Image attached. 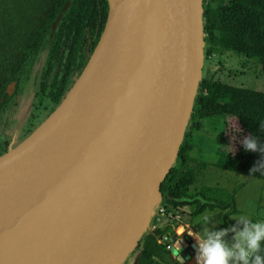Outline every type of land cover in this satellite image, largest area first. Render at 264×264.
Masks as SVG:
<instances>
[{"label":"water","instance_id":"water-1","mask_svg":"<svg viewBox=\"0 0 264 264\" xmlns=\"http://www.w3.org/2000/svg\"><path fill=\"white\" fill-rule=\"evenodd\" d=\"M106 1L66 94L0 154V264H123L162 200L202 76L203 0Z\"/></svg>","mask_w":264,"mask_h":264},{"label":"trees","instance_id":"trees-1","mask_svg":"<svg viewBox=\"0 0 264 264\" xmlns=\"http://www.w3.org/2000/svg\"><path fill=\"white\" fill-rule=\"evenodd\" d=\"M107 10L106 0H0V120L15 104L16 93L10 95L7 85H19L47 38L49 47L35 96L39 105L49 102L55 107L60 102L75 80L74 73L79 74L92 51ZM202 17L204 60L232 52L255 63L264 74V0H203ZM231 120L237 122L238 130L229 128V140L223 132ZM262 125L264 92L223 82L212 74L201 76L177 157L160 185L159 206L177 212L187 207L190 219L218 210L222 221L214 231L242 227L243 223L233 224L229 218L238 213L234 190L198 184L209 164L205 157L210 154L206 150L210 140L203 132L211 129L215 139L224 144L214 150V167L264 180L259 170L249 173L264 159ZM252 136L257 139L255 151L243 147V140ZM204 222L202 219L199 224ZM174 227L167 223L146 229L132 252L137 253L134 264H178L167 245L159 241L174 233ZM256 254L264 261V242Z\"/></svg>","mask_w":264,"mask_h":264},{"label":"rangeland","instance_id":"rangeland-1","mask_svg":"<svg viewBox=\"0 0 264 264\" xmlns=\"http://www.w3.org/2000/svg\"><path fill=\"white\" fill-rule=\"evenodd\" d=\"M48 47L49 38L45 40L35 61L21 77L19 85L17 86L14 84V87L9 89L10 95L16 93L15 104L3 114V117L0 120V153L15 146L24 139L54 108L49 102H45L44 105H39L38 98L35 96L37 80ZM209 74H212L215 79L235 86L249 87L264 92V74L261 72L260 67L255 65L252 61L247 62L244 57L237 56L232 52H225L221 56L212 55L203 60L202 76ZM37 107H39V109ZM31 117V124L28 127ZM230 127L233 128L234 131H237V122L231 120L228 129L226 128L223 132L224 137L229 140L231 137L228 131ZM220 132L221 130L218 131V134ZM203 135L210 140L209 148L206 149L210 154L205 157L209 164L198 184L203 183L210 186L218 185L228 191L234 190L235 207L237 208L238 213L230 215L229 218L231 223L242 224L243 222L241 220L235 218V216L240 215H246L253 221H264V180L224 171L214 167L212 165L215 159L214 150L218 147H222L224 145L223 141L221 139V141L218 142L211 129H205ZM227 148L230 147L228 146ZM160 209H163L164 214L160 213ZM189 213L190 210L187 207H182L177 212L176 209L171 207L158 206L155 209L147 230H152L153 228L163 226L167 223H173L175 226L174 236L171 231L169 233H171L172 236H170L169 239L164 237L159 239L161 243L170 246L174 240L182 239L181 236L184 233L182 232L183 229L179 231L177 229L180 226H184V224H190L194 227L196 229L193 230L195 231L194 233L202 234L205 231H214L215 227L222 221L221 212L218 210L206 211L203 215L193 219H190ZM204 215H209L208 220L199 224L202 220L201 217ZM179 216H182V220H179L178 218L176 219V217ZM184 227L188 230L186 226ZM241 228L242 227H236L233 229L230 226L224 228L225 235L221 239L231 247L235 243V231H238ZM190 237L193 241H196V247L193 248L190 257L185 260L184 264H198L195 257L198 247L197 240H195L194 234L190 235ZM186 245L187 244H185V246ZM136 255L137 253H131L123 264H134ZM230 264H232L231 261ZM237 264H239L238 261Z\"/></svg>","mask_w":264,"mask_h":264},{"label":"clouds","instance_id":"clouds-1","mask_svg":"<svg viewBox=\"0 0 264 264\" xmlns=\"http://www.w3.org/2000/svg\"><path fill=\"white\" fill-rule=\"evenodd\" d=\"M264 127V125H262ZM243 147L246 150L255 151L258 148L255 136L246 137L243 140ZM260 150L264 152V145ZM260 171L264 175V159L258 165L249 169V173ZM209 215L201 217L208 220ZM243 222L240 230L235 231V243L229 247L221 238L225 235V230L205 231L202 234H195L197 240V250L195 253L198 264H264L261 255L256 254L264 242V221H253L246 215L235 216ZM182 232H185L182 230ZM192 235L191 232H189Z\"/></svg>","mask_w":264,"mask_h":264},{"label":"flooded vegetation","instance_id":"flooded-vegetation-1","mask_svg":"<svg viewBox=\"0 0 264 264\" xmlns=\"http://www.w3.org/2000/svg\"><path fill=\"white\" fill-rule=\"evenodd\" d=\"M89 43H90V40H88V42H87V45H89ZM85 48V47H84ZM84 49H82V51H83ZM81 52V51H80ZM80 52H78V56H80ZM46 55H47V52H46ZM45 58H46V56H45ZM44 64V63H43ZM41 72V71H40ZM40 75V74H39ZM76 76L77 75H75V73H74V76L72 77V79L74 80L75 78H76ZM39 79V78H38ZM38 81V80H37ZM36 86H37V84H36ZM187 228H188V226H187V224L185 225ZM183 229H184V227H183ZM185 230V232L182 234V236H181V238L182 239H179V241H181L182 242V244L184 245V247L185 248H187L189 251H188V253L189 254H191V252H192V250H193V248H191V246H190V244H188V245H186L185 246V242H184V238H183V236L184 235H187L188 237H190V235H189V232H188V230H186V229H184ZM168 236V237H167ZM165 238H167V239H169V237L170 236H172L171 234L170 235H167ZM173 236H174V233H173ZM190 239H191V242H193L194 243V241H193V239L190 237ZM176 240H178V239H176ZM174 259H175V257H174ZM176 260V259H175ZM177 261V260H176ZM178 263V262H177ZM185 263V262H184ZM183 263V264H184ZM178 264H180V263H178Z\"/></svg>","mask_w":264,"mask_h":264},{"label":"crops","instance_id":"crops-1","mask_svg":"<svg viewBox=\"0 0 264 264\" xmlns=\"http://www.w3.org/2000/svg\"><path fill=\"white\" fill-rule=\"evenodd\" d=\"M179 219V220H182V216H179V217H176V219ZM181 222H183V221H181ZM186 224H184V226H185ZM184 226H182V227H184ZM188 226V232H191L192 234H197V233H194L195 231H193L195 228L194 227H192L190 224H188L187 225ZM184 229H185V227H184ZM196 230V229H195Z\"/></svg>","mask_w":264,"mask_h":264},{"label":"bare ground","instance_id":"bare-ground-1","mask_svg":"<svg viewBox=\"0 0 264 264\" xmlns=\"http://www.w3.org/2000/svg\"><path fill=\"white\" fill-rule=\"evenodd\" d=\"M183 229V227L182 228H180L179 230H182ZM178 230V231H179ZM184 230V229H183ZM196 240V239H195ZM194 247H196V241H194ZM197 261V260H196ZM188 264H191V263H188Z\"/></svg>","mask_w":264,"mask_h":264},{"label":"built area","instance_id":"built-area-1","mask_svg":"<svg viewBox=\"0 0 264 264\" xmlns=\"http://www.w3.org/2000/svg\"><path fill=\"white\" fill-rule=\"evenodd\" d=\"M160 213H161V214H164V211H163V209H160ZM167 247H169V246H167Z\"/></svg>","mask_w":264,"mask_h":264}]
</instances>
